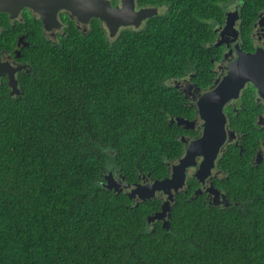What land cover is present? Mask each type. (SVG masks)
I'll return each mask as SVG.
<instances>
[{
  "label": "trees",
  "instance_id": "obj_1",
  "mask_svg": "<svg viewBox=\"0 0 264 264\" xmlns=\"http://www.w3.org/2000/svg\"><path fill=\"white\" fill-rule=\"evenodd\" d=\"M226 0H136L161 10L108 38L96 19L55 46L25 48L22 93L0 90V264H264V171L231 169L241 206H207L179 191L169 226L101 184L114 166L127 181L167 175L180 154V99L165 80L194 73L201 85L220 57L212 23ZM241 41L264 0H240Z\"/></svg>",
  "mask_w": 264,
  "mask_h": 264
},
{
  "label": "flooded vegetation",
  "instance_id": "obj_2",
  "mask_svg": "<svg viewBox=\"0 0 264 264\" xmlns=\"http://www.w3.org/2000/svg\"><path fill=\"white\" fill-rule=\"evenodd\" d=\"M16 1L20 2L21 0ZM79 1L76 0L77 3ZM109 1L111 5L120 4V0ZM58 2L59 0H25L21 8L15 12L14 17L10 16V11L0 10V64L4 70V74L0 76V90L10 94L12 87L9 85V77L10 73H13L16 87L22 91L21 79H23V75L30 74L33 70L30 57L24 53L25 48L61 44L68 37L69 30H77L79 34L85 35L96 19L106 29L105 23L99 18L90 17L84 22L72 10L66 7L57 8ZM238 3L239 5L236 2L233 5H228L229 0H226L222 5V19L212 23L215 36L214 41L209 45L220 47L221 54L220 57L210 60L212 76L209 77V83L204 86L201 85V82L196 80L192 72H186L165 80L166 85L174 90L176 98L180 99L178 102L180 104L179 112L168 116L167 120L169 124H174L173 132L181 149L180 154L174 160H167L168 173L166 176L170 174L172 165L177 163L178 159L185 154L189 143L202 135L204 121L199 113L198 100L204 93L211 91L216 86L226 73L228 63L236 59L234 44L238 43L246 52H253L257 47L264 48V7L257 11L249 31L253 48L251 50L243 49L240 28L241 3ZM135 5L136 8L141 7L137 3ZM230 8L232 10L237 8L238 19L233 24L230 19L225 18V12ZM159 9L158 7V12ZM145 21L138 28L142 27ZM231 27L236 29L235 41L232 40L233 35L231 33L234 30ZM127 28L138 29L132 25L123 26L118 29L116 35L121 29ZM106 33L108 35L107 29ZM108 38L113 37L108 35ZM219 40L223 42L215 45ZM222 112L225 119V139L219 148L210 174L204 178L203 182L195 176L202 160V156L196 153L194 157L196 164L188 166L185 170L184 185L177 192L173 190V197L170 200L171 206L175 201L176 194L179 191L187 192V188L192 183L195 187L192 189L189 198L200 196L203 204L207 206L235 205L240 207L243 201L236 199L238 190L233 185L229 171L233 168L240 171L246 168H259L264 171V100L259 95L257 88L251 82H246L238 97L228 100L223 105ZM180 118L182 122L178 124L177 119ZM121 175L124 174L111 166L103 169L100 181L106 183L105 176H109L111 181L116 182L121 189L118 192L127 195L130 188L125 187L124 183H146L154 179L148 175H145L146 178H142L144 174H137L135 180L127 181L125 176L122 178ZM197 189H200V192L195 195L194 192ZM153 198L160 199V210L166 195L162 191H157ZM129 199L131 202H136L139 198ZM157 221L162 224V220ZM154 223L155 221L148 222L151 226Z\"/></svg>",
  "mask_w": 264,
  "mask_h": 264
},
{
  "label": "water",
  "instance_id": "obj_3",
  "mask_svg": "<svg viewBox=\"0 0 264 264\" xmlns=\"http://www.w3.org/2000/svg\"><path fill=\"white\" fill-rule=\"evenodd\" d=\"M25 0L17 2L16 0H0V10L10 11V16L14 17L15 12L21 8ZM136 0H120V4L111 5L109 0H59L57 8L66 7L72 10L82 21L86 22L90 17H97L105 23L109 37H115L118 29L123 26L132 25L138 28L143 21L151 16L157 15L158 7L141 6L136 8ZM237 8L228 9L225 12V18L230 19L231 23L238 19ZM12 11V12H11ZM82 15V16H81ZM230 23V24H231ZM233 26V25H232ZM234 32L233 41L236 40V29L231 27ZM217 41L215 45L222 43ZM236 59L229 62L226 73L216 86L209 92L204 93L198 100L199 113L204 121L202 135L192 140L186 148L185 154L178 159V162L172 165L171 172L163 178H154L146 183L134 182L124 183L125 187L130 188L127 192L129 198L138 197L135 205L139 201L151 199L157 191H162L166 199L161 203L160 210L154 211L147 216V222L162 220V226L168 228V217L170 216L173 190L177 192L185 182V170L188 166L196 164L194 159L196 153L202 156L195 176L204 181L214 166V162L220 146L225 139L223 105L232 98H237L240 90L246 82H251L258 90L259 95L264 100V48L257 47L253 52L242 50L238 43L234 44ZM4 74L0 64V76ZM9 85L12 87L10 94H21L16 87V81L13 73H10ZM178 124L182 119H177ZM124 178V175H121ZM142 178H146L144 175ZM106 183L101 182L107 189L118 192L119 188L116 182L111 181L109 176H105ZM200 189L195 190L198 194Z\"/></svg>",
  "mask_w": 264,
  "mask_h": 264
},
{
  "label": "rangeland",
  "instance_id": "obj_4",
  "mask_svg": "<svg viewBox=\"0 0 264 264\" xmlns=\"http://www.w3.org/2000/svg\"><path fill=\"white\" fill-rule=\"evenodd\" d=\"M237 3V5H239L238 2H240V0H229V4L228 5H233L234 3ZM161 9H159V12H160Z\"/></svg>",
  "mask_w": 264,
  "mask_h": 264
}]
</instances>
